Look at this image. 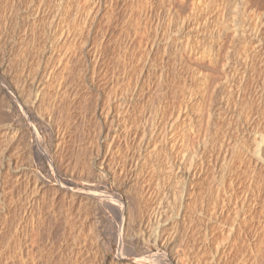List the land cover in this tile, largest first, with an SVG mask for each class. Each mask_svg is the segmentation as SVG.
Masks as SVG:
<instances>
[{
    "label": "bare ground",
    "instance_id": "1",
    "mask_svg": "<svg viewBox=\"0 0 264 264\" xmlns=\"http://www.w3.org/2000/svg\"><path fill=\"white\" fill-rule=\"evenodd\" d=\"M255 1L258 0H72L73 18H77L79 27L75 25L77 28H72L73 33L69 32L71 29L67 31L68 35L60 33L58 40L64 38L60 47L56 48L55 44L48 47L50 52L55 50L54 54L46 57L41 53L35 61L29 57L17 58L16 62L21 66L16 72L10 71V62L17 48H9L3 58L6 63H0V69L3 68L0 74V126L9 120L8 113L1 107L5 93L1 88L5 82L1 76L13 75L17 86L11 91L12 99L22 111L23 123L30 136L26 142L17 143L20 129L6 126V146L1 149L0 162L5 165L6 173L12 175L18 197L13 205L16 214L11 220L0 213V248L3 245L7 248L12 243L19 264H54L55 254L48 251L54 246L52 251L62 256L61 264H82L81 245L86 246L87 238L81 220L85 219L84 214L81 215L79 208L82 199L77 192L82 174H86L87 167L94 166V158L85 160L83 147L77 142L82 102L85 100L86 110L88 92L94 88L101 73L110 72L112 78L118 71L121 91L118 90L119 94L115 96L120 99L118 113L124 117L119 118L117 113L110 122L116 125L120 120L125 129L124 144H132L140 130L137 127L128 130L126 115L133 113L137 101L145 95L139 93L138 84L129 90V75L140 66L139 76L144 77V71L148 70L146 64L150 61L152 65L155 59L159 63L152 66V72L156 75L157 87L161 88L169 75L167 72L173 73L175 80L166 85L167 92L175 100L177 96L189 98L186 101L189 104L178 98V105H183V109L188 108L186 105L196 108L194 112L189 110L186 117L188 132L184 142L187 149L183 154L176 151L167 155L165 164L174 183L168 190L171 196L168 205L153 211L149 201L148 212L138 217L139 221L137 215L142 211L143 195L154 193L149 187L141 190L137 187L135 195L131 189L135 196L134 207L132 199L125 196V193L131 196L130 184L120 193L109 186L110 190L106 188L104 172L96 179L91 177L94 180L87 184L94 188L87 193L103 205L97 213L96 206L91 216L95 221L93 231L99 236L96 239L102 234L107 235V242L100 241L104 250L111 246L122 250L128 236L132 243L144 246L141 255L133 256L131 252L128 255L127 250L128 256L118 255L115 258L118 264H264V82L261 81L264 79V0H261V13L253 9ZM106 7L110 9L109 13L105 12L108 14L107 25L114 17H121V31L118 37L110 40L112 32L105 29L98 39H93L96 34L92 35L95 30L91 25ZM50 16V12L42 7L35 10L36 21L43 18L49 21L43 22L48 24V30L58 28V17L53 15L50 21ZM85 24L88 28L90 24L92 28L86 29L91 33L84 37L86 40L82 37L84 47L79 50L72 44L78 39L77 35L84 34ZM67 41L72 44L68 46ZM110 41L116 46L112 50L108 47ZM228 47L231 53L224 52ZM88 52L89 56H86ZM125 91L130 94L125 96ZM173 98L172 107L175 104ZM161 103L155 106L156 115L162 111ZM229 104L240 110L234 107L231 110ZM229 111L235 117L230 121L232 125L236 126L241 119L246 121L247 135L237 137L230 130L217 128L216 119L222 113L224 118L230 119ZM247 114L248 120H245ZM150 119L148 127L155 139L165 137L168 129L161 128L153 117ZM252 132L255 135H251ZM116 136L102 132L96 138V155L102 154L101 167L112 163L117 156H114L116 150L121 151ZM143 142L142 138L136 149L141 148ZM12 144L17 155L9 156L6 149L11 150ZM22 152L29 154L31 164L40 162L41 166H48L50 182L41 175L30 174L20 163ZM122 161V169L112 173L117 176L127 171L128 178L132 179L138 168L133 153L125 152ZM156 170L160 171L159 166ZM1 173L0 169V179ZM140 183L136 177L131 181L133 186ZM49 188L53 189V198H48ZM2 192L0 183V204L4 202ZM8 211L5 207L4 213ZM107 211L117 220L115 229L102 224ZM85 217L89 218L87 211ZM8 220L12 222L11 230L6 228ZM164 224L168 227H162ZM8 231L10 237L3 242L2 236Z\"/></svg>",
    "mask_w": 264,
    "mask_h": 264
},
{
    "label": "rangeland",
    "instance_id": "2",
    "mask_svg": "<svg viewBox=\"0 0 264 264\" xmlns=\"http://www.w3.org/2000/svg\"><path fill=\"white\" fill-rule=\"evenodd\" d=\"M72 3L74 5V2H72V0H0V63L1 62L6 63L5 60L3 61V58L4 59L6 58L7 50L11 47L12 48L14 47L15 49L17 48V50L14 54L15 56L12 59L13 61L10 62V71L12 70V71H16V72L18 71V69L21 66V63H20V65L17 64V62H16L17 58L29 57V58L34 59V61H35L36 56L40 55L41 53L46 54V57L50 56L51 53L54 54L55 50L50 52V49L48 47L51 44H55L57 46L56 48L60 47L59 43H62L64 41V38L58 40L60 33H63L64 35L65 34L68 35L67 31H69L71 29L69 32L73 33L75 28L79 27L78 24H76V21L78 23L77 18H75V19L73 18V13H74L73 7L74 6H72ZM58 4H60V6H58ZM37 7H39V8L42 7V8H44V10L46 12H50V14H51V16L49 17L50 21L52 20V16L56 15L58 17L57 21L59 22V27L58 28L57 27L56 28L50 27L48 30V24L43 23L44 20H46V19L42 18L39 21H36V19L34 18V15H35V10ZM57 8H59V9H57ZM105 9L108 10V12L105 11ZM105 9L102 10L100 16L95 17V21H93V25H91L94 28L93 30H95L92 35L96 34V36L93 39H96V38L98 39V37L101 36L100 33L104 32L105 29H108L112 32L109 35L110 40L112 39V37H113V39L115 37H118L117 34H119V32L121 31V28H122L121 27L122 26L121 17L120 18L118 17V19H116V17H114L113 18L114 20L112 19V23L110 25H107L108 24V20H107L108 18L106 19V17L108 16V14H106V13H109L110 9L109 8L107 9V7ZM253 9L255 11L261 13L263 11L262 1L261 0L255 1V5H254ZM74 16H75V14H74ZM46 21L49 23L48 20H46ZM104 21H106L107 23L105 24ZM73 23H75V24H73ZM60 25L62 26V28ZM75 25H77V27ZM86 26H87V24H85V26L83 27V29H85L84 34H82L81 36L77 35V37L78 36L79 37H78V39L76 38V42H74L73 44L70 42L72 44V47H75V48L77 47V49L80 48L79 50H81L82 47H84V45L82 46V43H83V41L86 40L85 38H87V35H90V33H91V31H89L88 29L92 28L90 26V24H89V28ZM111 26H113V27L115 26L114 30L112 29L113 27L111 28ZM86 28H88V29H86ZM96 29H98V30H96ZM100 29H104V30H100ZM58 30H59V32H58ZM86 30H88V31H86ZM115 30H117V31L115 32ZM48 31H49V33H48ZM98 31H99V35H98ZM82 37L83 38L85 37L84 38L85 40ZM81 40H83V41L81 42ZM92 41H94V40H92ZM56 42H58V43H56ZM77 42L79 45L77 44L78 46H76V45L74 46V44H76ZM109 43H110V46H108L109 50H112V48L114 49V47H116L113 45V43L111 41ZM256 43H254V44H256ZM67 44H68V41H67ZM69 44H68V46L71 45V44L70 45ZM227 50L229 53L232 52V50L229 47L225 48L224 52H226ZM86 56H89V52L86 53ZM154 60L155 59H153L152 65H151L150 61H148V63L146 64L147 65L146 68L148 70H147V72L144 71V73H143L144 74L143 76L145 77V79H144V77L140 78V76H139L140 71H138V70H140L139 69V68H141L140 66H136L134 68V70H132V71H134L133 74L130 73L131 75H129V76H131V77H129V80H128L129 90L135 84H138V85H140V92L139 93L145 95L144 98H142L140 100L137 99L138 100L137 105L135 107V110L132 111L133 113H131V115H130V113H128L127 115L125 114L126 117H128V122H129V123L127 122V125H126L128 130L131 129L133 131V129H135L136 127H137L136 129L139 128L138 130H140V133H138V136L135 137L134 142H132V144H126V145L124 144V139H126V136L124 133L125 129H124V126L121 123H119L120 120L117 121L116 125H114L113 123L111 124V122H110L113 115L117 114L121 110V107L119 105H117L119 103L120 99L116 97V96H118L117 94H119V91H121L118 88L121 85L119 83L120 82L119 79H117V72L118 71L115 72L116 77L112 76V78H111L112 74H110V72H107L106 75L101 73L100 77L97 78V81L94 82V88L92 90H90L91 92H88L90 94H88L89 96L87 95L89 99L87 100V102H88L87 107L88 108L86 110L84 109V107H86L85 106V104H86L85 100H83L84 102H82L84 105L82 104L83 109L81 108V110H82V114L80 116L81 119L79 118V121L81 123L80 122L78 123L79 134L77 136V140H78L77 142L80 143V147H81V145L83 147V148L82 147L81 148H82V153L84 155L85 160L87 158V160L90 161L91 156H92L91 157L92 159L94 158V166L86 168V171H87L86 174L88 173L87 175H89L90 179H89V177H87V175L85 173L82 174L83 177H81V180L79 183L80 190L77 192V193H79V195H81L80 199H82V201L80 202L81 206H79V208H81L80 209L81 213H82L81 215L83 216V214H84L85 219L82 218L81 220H82L83 226L85 225L84 226V230H85L84 235L88 240V241L86 240L87 243L85 242L86 246L83 247V245H81V249H82V251H81L82 255L81 256L83 257L82 262H81L82 264L85 262L84 260H86V262H87V263L85 262L86 264H114V263L118 264L116 262V259H115L118 255L128 256V255H130L129 253L131 252V255L138 256V255H141L140 253H142V250L144 249V246L132 243V240L129 239L130 237L128 236L124 240L125 241V247L122 250H118V248L116 246H113V247L111 246V248L109 247L108 250H106V249L104 250V248L100 244V241L103 240V242H107L108 237H107V235L102 234L98 240L96 239L99 236L96 235L97 234L96 231H93V230H95V221L91 219V216L94 215L93 211L96 209V206H98V207L95 210V213L98 212L102 203L99 202V200H97V198H94L90 193H87V192L91 191L92 188H94L93 186H90L87 184V183H89V181L96 179L97 175H98L97 176V178H98L99 175L102 172H104V175H105L104 180L106 181V183L109 184V185L107 184V186H106L107 189L110 187V189H115L118 192L122 193V192H124V189L126 188V186H128V188H129V184H130L129 189L130 190L133 189V192L135 191L133 194L135 195V193L138 191L137 187L140 190H141V188L145 189V188L149 187L150 191H152V193L153 192L154 193L149 195V196L144 193L145 197L143 195L142 202H141V207H142L141 210L142 211L140 210L141 212H139V214H138L139 216L136 214L138 221H139V218L142 215H144L143 213H145V215H146V213L148 212L149 201L151 203V208L154 209L153 211H157V210H159V207H161V209H164L168 205L169 199L171 197L170 192L168 193V190H171L173 188L174 183H173L172 178H171L172 176L169 174V170L165 164V161L167 159L168 154L169 155L174 154L176 151H179L181 154H183L184 153L183 150L185 149V151H186L187 147H186L185 142H184V138L186 136V133L188 132V125H187L186 117L188 115L189 110H191L190 112H194V110L196 108L191 107V106L189 107V105L188 106L186 105V107H188V108L183 109L184 108L183 105H180V106L178 105L179 104V102H177L178 98L181 97V99H179V101L182 100L185 104H189V103H186V101L188 102L189 98L188 97L183 98L182 96H179V97L177 96L176 100H175L173 98V96L167 92L166 85H169V83L170 84L173 83L172 80H175L173 73L167 72V74H169V75H167V77L165 78L166 79L165 82L162 84L161 88H160V86L157 87V78H156V75L153 74V72H154L153 67H156L159 62H158V60H155V61ZM8 66H9V64H8ZM34 67H35V65L33 64L32 68H34ZM150 68L152 70H150ZM1 71H3V68L0 69V74H1ZM137 71H138V73H137ZM155 71H156V69H155ZM135 75H136V77H135ZM215 75H217V73H215ZM12 76L13 75L10 76L8 74L5 76H1L5 81L1 85L2 90L5 92L2 95L3 96V101H2L3 104L1 103V107H2V110H5V112L8 113L9 120L6 123V125L0 126V152H1V149L3 148V146H4V148L6 146V141H5V137H4L5 132H6V126L9 125L12 128L20 129V134L18 135L19 137L15 141L17 143H19V141L21 144L26 142L27 141L26 139H28L30 136L27 129L25 128L26 125L23 123L24 119L21 116L22 111L20 110L19 106L14 103V101L12 99L11 91H15V88L17 86L16 76H13V77ZM132 76L135 77V79ZM146 76H148V77H146ZM132 79H134L135 81L133 82ZM136 79H138V80H136ZM142 80H145V81H142ZM261 81L264 82V79H262ZM116 82H118V83L116 84ZM116 85H117V87H116ZM114 86H115V88H114ZM129 90H127V91H129ZM165 91L167 92V94ZM124 93H125L124 94L125 96H128L130 94V92L128 93L126 91ZM226 94H229L228 91ZM108 96L110 97V99ZM113 98H115V99H113ZM172 98L175 100V104L173 107L170 104V103H172L171 102ZM183 99H185V100H183ZM160 101L163 103L162 111L156 115L155 114L156 113L155 106L158 103H161ZM114 102L116 103V105ZM8 103H10V104H8ZM90 103H91V105H90ZM4 105H5V107H4ZM175 106H177V107H175ZM228 106L231 110L233 109V107L235 110H237V109L240 110V108L236 107V105L229 104ZM243 110H245V109H243ZM84 112H85V114H84ZM133 114H135L136 117ZM238 114H240V113H238ZM223 116L224 115L222 113L221 117L218 118L219 120L216 119L217 122L215 121V124H216L217 128L223 129V130L225 129L224 131L230 130V133L233 136H237V137H240L242 135H247L248 131L245 130V126H244L246 124V121H243L241 119L240 121H237L236 126H234L230 123V121L232 119H235L234 115L232 114V111H229L230 119L224 118ZM248 116H249V114L246 115L245 120L248 118ZM118 117L122 118V117H124V115L123 114L121 115L118 113ZM151 117H153L154 120H158L157 123H160L161 128H167L168 129L167 135L165 137L155 139V137L153 136V133H151V131L149 130V127H148V124L152 120V119H150ZM87 118H89V119H87ZM139 118H140V120H139ZM82 120H83V122H82ZM87 120H89V121H87ZM130 120H131V122H130ZM82 126H83V130L81 129ZM80 132H81V134H80ZM102 132H108L110 134H113V133L117 134L118 136H116V139H119L118 140L119 141L118 146H120V149H121V151L116 150L117 152H115L116 154H114V156H116V155L117 156L114 157V159L112 160V163L107 164V165L105 164L106 166H103V167H101L99 164V161L102 159V156H101L102 154L99 153V155L98 154L96 155V142H97L96 138H98V136ZM83 133H84V135H83ZM251 135H255V134L252 132ZM80 136L82 137L81 138L82 140H80ZM86 136L89 139H86L87 138ZM142 138L144 139V142L141 145L142 147L139 149H136L138 142H140V140ZM2 140L4 142H2ZM84 140H85V143H84ZM92 143L94 146L92 145ZM87 144H89V145L87 146ZM12 145L13 146H11V148H12L11 150H10V148L6 149V154L9 156L12 154H16V152H17V150L14 152L16 147L14 146V144H12ZM84 145H85V147L87 146V148H85ZM124 145H125V147H124ZM12 150H13V152H12ZM83 150H84V152H83ZM87 151H89V152H87ZM118 152L119 153L121 152V153L119 154ZM125 152L133 153L134 159L137 160V162H138V168L134 171L133 175L131 176V177H133L132 179L128 178L129 174L127 171H124V172L122 171L120 174H117V176H116V174H114L115 172H119V170L122 169V166H123L122 160H123V155L125 154ZM177 154H178V158H180L181 157L180 154L179 153H177ZM13 156L15 158V155H13ZM19 156H20V163H22L23 166H26L28 168V171H30V174H32L33 176H34V174L41 175L43 177V179H45L46 181L48 180V182H50L49 181L50 180L49 179L50 171H49L48 166L47 167L41 166L40 162L34 163V165L31 164V161L29 160L30 159L29 154L27 152H22ZM87 156H89V157H87ZM27 159H28V161H27ZM2 163L0 162V169L2 172L1 175L3 177L1 176L0 183L2 184V187H3V192H2L1 198L4 196V202L2 204H0V213L1 214L3 213L4 217H7V219L11 220L12 219L11 217H14L16 214L13 205L16 203L15 199H17V197H18V195H17L18 192L15 191L18 189V187L16 185L14 186V183H13L14 180L11 177L12 175L11 174L9 175V173L8 174L6 173L5 165ZM121 164H122V166H120ZM31 165H33V167ZM115 165H117V166H115ZM114 166H115V168H114ZM157 166H159V170H160L159 172H157V170H156ZM35 170H38L40 173L35 172ZM112 172H114V173H112ZM90 173H91V175H90ZM91 177H94V179H92ZM135 177L141 183L139 185H134L135 186L134 187L131 184V181L133 179H135ZM10 185L14 186V188L12 186L10 187ZM11 188L13 189V191H11L12 190ZM49 189H50L48 191L49 193H47L48 198H51V197L53 198L54 197L53 192H52L53 189H51V188H49ZM89 189H91V190H89ZM110 189H108V190H110ZM85 190H88V191H85ZM14 193H15V195H14ZM131 193H132V190H131L130 194ZM128 194L129 193H127V194L125 193V196L127 195V197L132 199L131 201L134 202L135 200L133 198L135 196L132 194H131V196H129ZM146 195L148 197H146ZM89 200H90L91 204L89 203ZM143 200H145V201H143ZM94 202L97 205H95ZM11 203H13V204H11ZM109 204H110V202H109ZM132 205L134 207H136L135 202ZM90 206H92V207H90ZM144 206H146L147 208ZM5 207L9 208L8 213H4ZM89 207H90V209H89ZM143 208H144L145 212H143L144 211ZM82 209H83V212H82ZM103 210H106V209H104V207H103ZM86 211L89 215V218L85 217ZM135 211H136V209H135ZM110 213H109V211H107L106 215L104 214L106 220L102 224L105 227H112L115 229L117 220ZM10 220L7 221L8 225L6 228L8 230H11L10 228L12 226V222ZM136 224H138V222ZM162 227H168V224H164ZM93 232H94V234H93ZM128 232L130 233V230ZM94 235H95V237H94ZM9 237H10V235H9V231H8L7 234L2 236L3 242L6 240V238L8 239ZM89 239L92 240V241H90V242H92L91 245H90ZM96 241H98V242L96 243ZM99 245H100V247H99ZM53 247H52V249H53ZM90 247H91V249H89ZM99 248H101V249L99 250ZM50 249H51V247L48 249V251H50L49 253L52 252L53 255L55 254L54 255L55 256V259H54L55 263L54 264H61L62 256H59L58 254H56L55 250L52 251V249L51 250ZM126 250H127L128 255H126ZM14 251H15V248H14V246L12 247V243H10V245L7 248H5L3 245L2 248H0V264H19V260L17 259ZM92 251H93V253H91ZM118 251H119V253H118ZM94 252H95V254H94ZM106 252H108V253H106ZM133 252H134V254H133ZM86 253H88V254H86ZM89 254L92 256H90ZM56 256H57V258H56ZM88 259H90V260L88 261ZM114 259H115V262H114ZM134 263L139 264L136 262H133L131 264H134ZM140 264H149V263L142 262Z\"/></svg>",
    "mask_w": 264,
    "mask_h": 264
}]
</instances>
